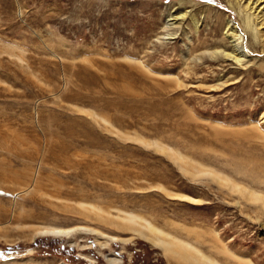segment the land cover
Returning a JSON list of instances; mask_svg holds the SVG:
<instances>
[{
	"label": "rangeland",
	"instance_id": "rangeland-1",
	"mask_svg": "<svg viewBox=\"0 0 264 264\" xmlns=\"http://www.w3.org/2000/svg\"><path fill=\"white\" fill-rule=\"evenodd\" d=\"M227 19L226 0H0V264H199L143 220L264 264V27L237 63Z\"/></svg>",
	"mask_w": 264,
	"mask_h": 264
},
{
	"label": "bare ground",
	"instance_id": "bare-ground-1",
	"mask_svg": "<svg viewBox=\"0 0 264 264\" xmlns=\"http://www.w3.org/2000/svg\"><path fill=\"white\" fill-rule=\"evenodd\" d=\"M226 2L229 7L237 13L240 24L235 23V21H232L231 19H227L225 36L230 40L232 51L227 52L224 55L237 63H241L248 58V53L244 49V34H247L256 42L259 39V35H262L260 33L261 28L264 27V0H226ZM186 15L187 13L171 15L168 19V25L170 24V26H173L177 24V21L184 18ZM170 35L173 34H167V36ZM252 196L254 197V195ZM254 198L258 199L256 196ZM138 220L141 221L143 219L132 214H128L127 218H125V221H128L130 225H138ZM143 221L145 223H142L140 226L144 228L147 233L140 232L138 235L146 242L152 243L154 247L163 250L167 254H173L179 258H186L190 262H197L199 264H219L212 258L205 256V254L197 248H194L191 244L183 242L178 238L156 228L148 221ZM73 233L74 230L70 229L46 227L38 231L37 237H51L56 239L71 238Z\"/></svg>",
	"mask_w": 264,
	"mask_h": 264
}]
</instances>
